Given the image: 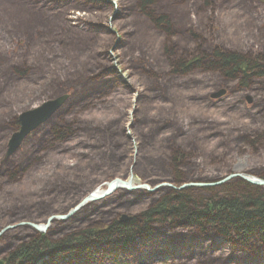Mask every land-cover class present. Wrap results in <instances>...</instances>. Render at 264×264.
Listing matches in <instances>:
<instances>
[{"label":"trees","instance_id":"16d2710c","mask_svg":"<svg viewBox=\"0 0 264 264\" xmlns=\"http://www.w3.org/2000/svg\"><path fill=\"white\" fill-rule=\"evenodd\" d=\"M29 92V109L70 96L1 163ZM243 149L264 180L263 1L0 0V232L131 173L218 182ZM12 231L2 264H264V187L117 192L45 234Z\"/></svg>","mask_w":264,"mask_h":264},{"label":"water","instance_id":"95a60500","mask_svg":"<svg viewBox=\"0 0 264 264\" xmlns=\"http://www.w3.org/2000/svg\"><path fill=\"white\" fill-rule=\"evenodd\" d=\"M225 94V91H221L215 95L212 96V98L217 99ZM68 99V96H62L54 100L47 101L45 103H42L40 106L36 107L35 109L29 110L28 112H25L19 116V125L20 129L17 133H15L8 144L7 154L5 159H8L11 157L15 152L20 148L23 140L29 136V134L36 129H38L41 125L45 124L49 119H51L65 104L66 100ZM248 102L251 103V100L248 99ZM235 178H241L244 181L248 182L251 185L264 187V180L260 178H256L253 176H248L246 174H232L226 177L225 179L212 184H185L180 186L179 188H175L172 185L169 184H161L154 188H151L148 185H137L133 186V180L132 178L126 179V180H113L110 183L105 184L106 188L100 192L99 195L96 194L99 189L88 195L86 198H84L76 207H74L67 215L65 216H54L50 217L46 224L44 225H35V224H19L11 227H6L0 232V238L4 235V233L13 230L20 226H29L33 228L35 231L39 233H45L50 228L51 224L54 221H66L67 219L75 216L81 209L84 208V206L92 203V202H98L100 200H103L115 193L116 190L120 188H125L127 191H135V190H141L145 189L148 192H156L162 187H169L173 188L174 190H184L191 187H198V188H213V187H219L225 185L228 181H231ZM130 218L123 216L120 219V222H127Z\"/></svg>","mask_w":264,"mask_h":264},{"label":"rangeland","instance_id":"374dc122","mask_svg":"<svg viewBox=\"0 0 264 264\" xmlns=\"http://www.w3.org/2000/svg\"><path fill=\"white\" fill-rule=\"evenodd\" d=\"M261 1H263L264 2V0H261ZM1 44L3 45V42H1ZM6 46H8L6 43H4ZM9 47H11V48H9L10 49V51H12V50H14V51H17L18 49H19V46L18 45H16V44H13L12 46H9ZM113 56V55H112ZM115 58V61L117 62V56H115L114 57ZM37 93V92H36ZM231 93V90H228V91H226V94H225V96H227V95H229ZM31 95H33V92H29L28 93V100H26V101H23V107L25 108V107H30L31 106V103H32V97H31ZM65 96V95H64ZM66 96H68V95H66ZM70 96V95H69ZM68 96V97H69ZM211 99L212 100H216V99H214V98H212V96H211ZM67 101V100H66ZM34 103V102H33ZM133 103H135V101L133 102ZM247 103L248 104H250L249 102H248V100H247ZM37 107V106H36ZM63 107V106H62ZM133 113H134V111L133 112H131V115H132V117H133ZM50 120V119H49ZM48 120V121H49ZM44 125V124H43ZM131 127H132V119L130 120V123L127 125V127H126V129H127V135H128V137L129 138H132L133 137V135H132V133H131ZM37 130V129H36ZM35 130V131H36ZM19 131V130H18ZM17 131V132H18ZM35 131H33V132H31L30 134H29V136L32 134V133H34ZM17 132H15V133H17ZM14 133V134H15ZM26 139V138H25ZM25 139L23 140V142H22V144H21V146H20V148L15 152V154L17 153V152H19L20 151V149H22V145L24 144V141H25ZM11 140V138L9 139V141ZM132 142H136L135 140H132ZM8 144H9V142H8ZM135 148H134V155L136 156L137 155V153H138V146H137V144H135V146H134ZM7 149H8V145H7ZM6 154H7V150H6V153H5V156H4V159L1 161V163H4L7 159H5V157H6ZM253 153L251 152V150H249V149H243L241 152H238V153H236L235 155H234V157H233V160H232V171H231V174L230 175H232V174H245V171H247L251 166H252V159H254L253 158V155H252ZM12 156H14V154L12 155ZM11 156V157H12ZM10 158V157H9ZM247 175V174H246ZM249 176V175H248ZM253 177H256V178H259V177H257V176H253ZM130 178H132V180H133V186H137V185H143V183L140 181V178H137V176H135V175H133L132 173L128 176V178L127 179H130ZM225 179V178H224ZM235 179H241V178H235ZM235 179H232L231 181H233V180H235ZM223 180V179H222ZM243 180V179H242ZM221 181V180H220ZM231 181H228L226 184H228L229 182H231ZM219 182V181H218ZM246 182V181H245ZM106 183V182H105ZM215 183H217V182H215ZM248 183V182H247ZM107 184V183H106ZM164 184V183H163ZM200 184H212V183H200ZM173 187H175V188H179V187H176L175 185L173 186ZM163 188H168V187H162L161 189H163ZM213 188H215V187H213ZM169 189H172V190H174L173 188H169ZM185 190V189H184ZM175 191H178V190H175ZM72 218V217H71ZM71 218H69V219H67L66 221H64V222H67V221H69V220H71ZM15 225H19V223L18 224H15ZM28 227V228H27ZM23 228H26V229H23ZM10 231H12V230H10ZM13 231H14V234L16 235V236H18V237H25V236H29V235H31L32 234V229H31V227L29 228V226H20V227H17V228H15V229H13ZM12 231V232H13ZM48 232V231H47Z\"/></svg>","mask_w":264,"mask_h":264},{"label":"bare ground","instance_id":"6f19581e","mask_svg":"<svg viewBox=\"0 0 264 264\" xmlns=\"http://www.w3.org/2000/svg\"><path fill=\"white\" fill-rule=\"evenodd\" d=\"M56 99H57V98H56ZM22 109H23L22 114L25 113V112H28L29 110H31V109H29L28 107H25V108L23 107ZM133 144H134V146H135V143H134V142H133ZM132 170H133V169H132ZM247 172H248V170L245 171V174H247V175H249V176H254V175L248 174ZM228 176H229V175H228ZM228 176H226V177H228ZM226 177H225V178H226ZM118 180H122V179H118ZM157 186H158V185H157ZM151 187H152V186H151ZM154 187H156V186H154ZM154 187H152V188H154ZM102 190H103V189H99V191H97L96 194L99 195L100 192H101ZM117 192H128V191H127L125 188H120V189H118V190L115 191V193H117ZM115 193H114V194H115ZM110 197H112V195L109 196V197H107V198H105V199H103V200L109 199ZM103 200H100V201H98V202H92V203H90L89 205H92V204H94V203H95V204H96V203H100V202H102ZM89 205H87V206H89ZM76 206H77V205H76ZM76 206H75V207H76ZM87 206H84V208L87 207ZM54 222H55V221H54ZM54 222H53V223H54ZM25 224H26V223H25ZM38 225H43V224H38Z\"/></svg>","mask_w":264,"mask_h":264}]
</instances>
